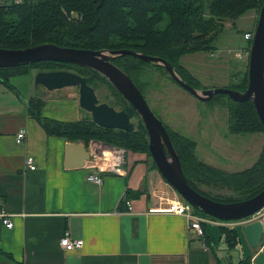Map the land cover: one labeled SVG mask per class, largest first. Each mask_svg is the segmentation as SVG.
<instances>
[{
  "label": "crops",
  "instance_id": "obj_1",
  "mask_svg": "<svg viewBox=\"0 0 264 264\" xmlns=\"http://www.w3.org/2000/svg\"><path fill=\"white\" fill-rule=\"evenodd\" d=\"M10 84L13 89L0 83V264H223L203 237L188 232L183 216L149 212L178 197L163 196L170 193L145 154L128 152L123 176L103 174L101 185L86 181L84 168L65 166L67 142L47 136L28 115V101L35 96L32 79ZM51 95L44 100V117L83 118L77 98ZM20 129L26 140L18 145L14 138ZM28 156L34 171L25 166ZM4 214L11 229L2 223ZM65 232L82 239V248L63 251L59 240Z\"/></svg>",
  "mask_w": 264,
  "mask_h": 264
},
{
  "label": "trees",
  "instance_id": "obj_2",
  "mask_svg": "<svg viewBox=\"0 0 264 264\" xmlns=\"http://www.w3.org/2000/svg\"><path fill=\"white\" fill-rule=\"evenodd\" d=\"M263 1L24 0L21 4H14L3 0L0 2V48L19 50L52 43L59 47L91 51H135L166 60L184 82L197 89L192 78V82L186 81L188 74L178 65L179 58L212 50L216 35L223 29L221 23L224 20H236L250 10L259 13ZM64 9L77 11L82 19L71 21L63 14ZM162 23L163 28L159 27ZM113 64L132 79L141 93V88L136 84L139 70L144 67L163 68L128 55L115 58ZM57 66L68 67L69 71L85 77L92 88L97 79L107 84L114 99L109 105L125 111L130 119H137V126L133 131L103 128L93 123L85 112L83 118L75 122L49 119L42 115L44 100L37 95L28 101V115L41 126L46 135L67 143H82L85 147L90 142H99L124 148L128 152L143 153L150 161V166L156 169L149 155L148 135L139 117L97 72L72 64L43 61L0 69V83L13 89L10 84L13 76L28 74L32 68H38V72L58 70L55 68ZM63 67L60 69H65ZM246 87L247 73L242 84L227 88L243 92ZM218 97H226L227 131L230 135L264 132L250 101L237 103L226 95H216L212 100ZM165 128L179 157L187 184L201 195L220 203H232L247 200L264 188V145L251 167L239 172H227L199 160L194 140L168 126ZM202 186L223 189L232 192L233 196L209 195L201 191ZM129 194L127 191V199ZM193 211L200 217L217 221L198 210ZM206 226L202 225L205 245L214 248L215 244ZM219 228L228 250L233 251L239 245L241 232L238 229ZM243 263L250 264V260Z\"/></svg>",
  "mask_w": 264,
  "mask_h": 264
},
{
  "label": "water",
  "instance_id": "obj_3",
  "mask_svg": "<svg viewBox=\"0 0 264 264\" xmlns=\"http://www.w3.org/2000/svg\"><path fill=\"white\" fill-rule=\"evenodd\" d=\"M125 55L145 63L162 66L179 87L200 102H208L216 95H226L231 101L237 103L250 101L264 131V1L248 51L247 87L243 92L229 88H216L199 93L180 79L166 60L130 50L91 51L59 47L52 43L19 50L0 48V69L45 61L88 68L104 77L139 117L148 135L150 158L162 179L193 209L222 222L240 221L259 212L264 207V188L247 200L220 203L201 195L187 184L179 157L164 124L151 111L132 79L113 64L115 58ZM34 87L42 88L46 92L77 88L79 109L88 114L93 123L103 128L123 131H133L135 128L125 111L116 110L107 103H101L94 88L88 85L87 79L76 73L39 71L34 77ZM88 159V150L82 144L66 143L65 166L67 168H83ZM241 230L248 246L258 247L264 232L263 224L256 221L244 225ZM253 263L264 264V253L258 254L253 259Z\"/></svg>",
  "mask_w": 264,
  "mask_h": 264
},
{
  "label": "rangeland",
  "instance_id": "obj_4",
  "mask_svg": "<svg viewBox=\"0 0 264 264\" xmlns=\"http://www.w3.org/2000/svg\"><path fill=\"white\" fill-rule=\"evenodd\" d=\"M62 12L71 21L82 19L81 14L77 11L64 9ZM258 17L259 13L256 10H250L236 20H224L221 23L223 29L216 35L212 50L186 54L179 58L178 65L188 74L187 82H192L190 78L194 80L196 87H198L197 89L194 88L195 90L200 93L203 90L227 88L230 85L243 83L248 68L250 47L248 42L244 40V35L251 31L253 36ZM159 27L163 28L164 24H160ZM60 67L63 66H57L55 68L58 70L53 71L72 72L68 70V67H63L65 69H60ZM37 69L32 68L28 74L15 75L10 79V82L15 85H19L20 81L27 83L28 79H32L34 82ZM139 71L136 84L141 88L142 95L151 111L165 126L197 142L196 155L199 160L206 161L207 164L227 172L241 171L255 163L262 144H264V133L230 135L227 131L226 97H218L210 100V102H200L179 87L163 68L144 67ZM94 90L101 103L109 105L114 101L110 88L98 79L95 81ZM32 91L35 96L38 95L43 100L53 96L51 94L65 97L67 96L66 93L68 96L78 99L77 88H67L63 91L49 93L42 88L36 89L33 84ZM114 108L118 110L116 107ZM81 114L83 115L82 112ZM131 120L136 127L137 119L132 118ZM205 131L208 138L204 135L203 139H199ZM89 146L90 143L84 147L88 150ZM164 183L170 193L163 195L164 197L169 196V199H173L174 196H177L180 198L165 181ZM200 189L209 195L233 196L232 192L223 189L203 186ZM164 204L166 201L161 202V206ZM259 213L260 211L252 215L255 216L252 217L251 223L260 221L263 213ZM250 219L248 217L240 221L224 222L225 226L215 224L206 226L207 232L215 244L213 250L217 255L223 257V264H244L243 262L249 260L250 264H254L253 259L258 254L264 253V232L256 248H250L243 236L241 229L250 223ZM208 220L212 221L211 219ZM219 227H225L228 230L238 229L241 232L239 245L233 251L228 250Z\"/></svg>",
  "mask_w": 264,
  "mask_h": 264
},
{
  "label": "built area",
  "instance_id": "obj_5",
  "mask_svg": "<svg viewBox=\"0 0 264 264\" xmlns=\"http://www.w3.org/2000/svg\"><path fill=\"white\" fill-rule=\"evenodd\" d=\"M9 2H13L14 4H21L24 0H7ZM2 2V1H0ZM252 34L246 33L244 35V40L248 43L252 40ZM26 140V131L20 129L14 138L15 144H22ZM89 160L85 162L84 169L87 171L86 181L93 183L95 185L102 184V175L106 173H110L116 176H123L125 174L124 164L126 162L127 151L124 148L106 147L100 143L90 142V146L88 148ZM25 166L30 171H34L36 169V165L34 159L31 156L26 157ZM126 212H132V205L129 200L125 201ZM149 212H164L174 215L183 216L188 225L187 229L190 234H194L196 237L201 239L203 237V227L202 225H220L225 226V223H215L206 218L200 217L196 215L193 211V208L182 201L180 198L175 200L168 201L164 206H159L155 209H150ZM260 213L263 215L260 217V221L264 226V208L260 210ZM259 213V214H260ZM8 215H3L2 223L8 229L12 228V223L10 222ZM255 216V215H254ZM250 218V223L253 221L252 217ZM59 245L65 252H72L78 249H81L83 246L82 239L73 238L70 233L65 232L61 239L59 240ZM204 247V245H202Z\"/></svg>",
  "mask_w": 264,
  "mask_h": 264
},
{
  "label": "bare ground",
  "instance_id": "obj_6",
  "mask_svg": "<svg viewBox=\"0 0 264 264\" xmlns=\"http://www.w3.org/2000/svg\"><path fill=\"white\" fill-rule=\"evenodd\" d=\"M49 93H50V92H49ZM263 133H264V132H263ZM88 160H89V159H88ZM88 160H87V161H88ZM152 162H153V161H152ZM263 208H264V207H263ZM263 208H262V209H263ZM7 217H8V216H7ZM8 218H9V217H8ZM203 218H204V217H203ZM211 218H212V217H211ZM2 219H3V216H2ZM206 219H207V218H206ZM213 219H214V218H213ZM9 220H10V219H9ZM215 220H216V219H215ZM217 221H219V220H217ZM10 222L12 223L11 220H10ZM220 223H223V222L221 221ZM3 225H4V224H3ZM6 229H8V228H6Z\"/></svg>",
  "mask_w": 264,
  "mask_h": 264
}]
</instances>
